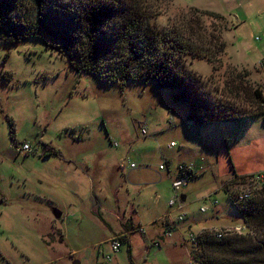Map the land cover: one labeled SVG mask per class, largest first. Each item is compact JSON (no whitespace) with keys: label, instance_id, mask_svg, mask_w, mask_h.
<instances>
[{"label":"rangeland","instance_id":"374dc122","mask_svg":"<svg viewBox=\"0 0 264 264\" xmlns=\"http://www.w3.org/2000/svg\"><path fill=\"white\" fill-rule=\"evenodd\" d=\"M148 1L159 25L193 15L206 39L224 42L215 63L190 65L215 96L239 107L245 97L235 99L232 84L240 81L264 96L263 16L232 27L190 12L181 0ZM174 94L152 83L120 87L75 73L41 38L0 42V264H200L189 234H250L223 187L234 175L253 184L248 177L264 176V119L193 127ZM24 143L31 153H17ZM179 164L196 174L178 191L183 202L171 184ZM240 180L231 194L249 189ZM179 212L184 221L175 220ZM165 219L173 222L170 237L160 249L150 247L152 223ZM137 225L146 234H128L130 257L126 242L112 253L109 239Z\"/></svg>","mask_w":264,"mask_h":264},{"label":"trees","instance_id":"16d2710c","mask_svg":"<svg viewBox=\"0 0 264 264\" xmlns=\"http://www.w3.org/2000/svg\"><path fill=\"white\" fill-rule=\"evenodd\" d=\"M156 9L148 0H0V42L13 45L41 38L66 57L75 73L120 87L126 82H142L171 90L193 127L264 119L261 90L241 81L232 84L238 95L235 99L244 95L246 102L235 107L223 101L227 97L215 96L191 68L193 59L215 63L224 42L218 36L206 39L193 15L171 27L161 26L156 22ZM189 11L223 20L213 12L193 7ZM178 166L184 167L177 172L179 177L186 181L196 178L192 168L186 169L190 165ZM238 178L239 184L245 182L246 177L234 175L223 191L250 234L226 233L216 238L214 232L199 233L193 242L199 253L193 257L200 264H264V187L239 199L229 192ZM163 222L165 229H174L167 219ZM119 240L126 242L130 257L127 237L119 234Z\"/></svg>","mask_w":264,"mask_h":264},{"label":"crops","instance_id":"0c3cea01","mask_svg":"<svg viewBox=\"0 0 264 264\" xmlns=\"http://www.w3.org/2000/svg\"><path fill=\"white\" fill-rule=\"evenodd\" d=\"M181 1L187 7H193L199 10H205V11L218 14L224 20H228V22H230L232 27L236 25V23L239 21L240 18L242 21H245L246 19L251 20L253 16H263L264 17V0H181ZM235 14H238V15L235 16ZM177 167L178 165L175 168L174 179L178 176ZM179 196L182 197V202H183L185 200V196L184 195H179ZM131 221H133V218H131ZM157 221L158 220L154 221L152 223L153 225L150 228L151 234L148 236L149 245L164 230L163 220H161L160 223L159 222L157 223ZM161 226H162V229H160ZM140 229L143 232L138 231ZM144 231L145 230L142 226L137 225L136 229L130 230V231H124L123 233H120V234L125 235L126 237L128 236V234H130V232H133V233L138 232L140 235H144L146 234L144 233ZM127 240H128V245L130 244L129 248L131 249L132 243H131L130 236L129 238H127Z\"/></svg>","mask_w":264,"mask_h":264},{"label":"built area","instance_id":"2783aa9c","mask_svg":"<svg viewBox=\"0 0 264 264\" xmlns=\"http://www.w3.org/2000/svg\"><path fill=\"white\" fill-rule=\"evenodd\" d=\"M141 133L142 134H145V131L144 130H141ZM174 143L173 142H170L169 143V146H173ZM31 148L30 146L27 144V143H24L21 147H18L17 148V153L19 154H22V155H25V154H29L31 153ZM131 167H133V165H131ZM159 168H162V166H159ZM191 167L188 166L186 167V169H190ZM184 170V167L183 166H178L177 167V172H180ZM248 179H252V180H255L256 183L253 184V182H249L247 183L246 181L242 184H245L246 186L248 185V190L247 191H243L242 193H240L238 195V198L241 199V198H247L249 196L252 195V190H255L256 188L258 187H264V176L261 174V173H256L255 175H251V177H248ZM245 180H247V178H245ZM186 178L185 177H179V175L174 179L172 180L171 184H172V190H173V193H174V199L178 200L179 201V194H178V191L180 189V187H182L184 184H186ZM174 204V200H170L169 203H168V206L171 207L172 205ZM213 204H216V201L213 200ZM211 204V207L212 205ZM214 206V205H213ZM181 208V205L179 203V209ZM207 210V208H204V207H201L199 209L200 212H205ZM169 214H167L168 216ZM185 218V214H182L181 212H179L175 218L176 221H183ZM170 222L173 224L172 220H170ZM138 231H141L143 232L141 229L138 230ZM170 237V231L165 229L161 232V234L159 236H157L151 243H150V246L156 248V249H160L161 248V245H162V242L166 239H168ZM188 240L190 242H194V239H193V236L191 234L188 235ZM119 235H116V236H113L109 239V249L112 253L116 252L118 249H119ZM193 244V243H192ZM105 260L109 261L111 259V257L107 254L104 256Z\"/></svg>","mask_w":264,"mask_h":264},{"label":"water","instance_id":"95a60500","mask_svg":"<svg viewBox=\"0 0 264 264\" xmlns=\"http://www.w3.org/2000/svg\"><path fill=\"white\" fill-rule=\"evenodd\" d=\"M180 200L182 201V197H180ZM53 215L55 218H59L60 217V212L58 211H53ZM73 264H79L78 261H74Z\"/></svg>","mask_w":264,"mask_h":264}]
</instances>
